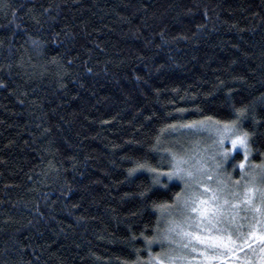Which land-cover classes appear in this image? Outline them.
<instances>
[{
	"label": "trees",
	"instance_id": "trees-1",
	"mask_svg": "<svg viewBox=\"0 0 264 264\" xmlns=\"http://www.w3.org/2000/svg\"><path fill=\"white\" fill-rule=\"evenodd\" d=\"M0 84V264L146 259L180 189L128 170L161 129L248 106L264 160V0H0ZM240 237L216 264L260 254Z\"/></svg>",
	"mask_w": 264,
	"mask_h": 264
},
{
	"label": "snow or ice",
	"instance_id": "snow-or-ice-1",
	"mask_svg": "<svg viewBox=\"0 0 264 264\" xmlns=\"http://www.w3.org/2000/svg\"><path fill=\"white\" fill-rule=\"evenodd\" d=\"M32 43L39 47L38 41ZM234 113V118L223 120L205 116L168 124L150 148L161 154L160 163L154 165L146 157L133 161L129 176L147 172L152 186L167 188L169 183L178 182L180 190L170 201L153 202L156 224L151 235L141 233L147 258L136 249L135 259L130 257L122 264H216L229 254L235 255L238 245L233 237L243 235L242 221H247L248 235L260 241V254L253 249V258H245V264H264V160L250 162L252 133L243 127L249 118L248 106L234 108ZM177 129L187 130L181 136L189 139H178L179 147L166 146L168 136ZM203 132L209 133L211 145L192 139ZM241 154L237 177L236 166L229 172L226 165ZM154 244L160 245L159 252L153 251Z\"/></svg>",
	"mask_w": 264,
	"mask_h": 264
},
{
	"label": "rangeland",
	"instance_id": "rangeland-1",
	"mask_svg": "<svg viewBox=\"0 0 264 264\" xmlns=\"http://www.w3.org/2000/svg\"><path fill=\"white\" fill-rule=\"evenodd\" d=\"M184 131L186 132L187 130H185L184 129ZM181 139H183V141H186L187 139H189L187 136H182L181 137ZM193 140H200V141H202V143H207V144H209V145H211V143H212V141H211V139H209V133L208 132H203V133H201L199 136H197V137H194V138H192ZM189 146V145H188ZM176 147H178V146H176ZM226 147H228L229 149H231V145H230V142H226ZM235 155V154H234ZM240 158L241 159H243V156H242V154L240 155ZM217 159H222L221 157H217ZM240 159V160H241ZM240 160H234V161H231L228 165H226V167H227V170L230 172V170L232 171L233 170V165H235L236 166V168H235V173H236V176L238 177V175H239V167H238V165H239V161ZM250 162H251V158H250ZM242 223L245 225V227L241 230L242 231V233H243V235H241L240 233H237L235 236H237L238 238H241L240 236H244V235H247L249 238H251L252 240H254V242H258V244H260V241L258 240V239H255V238H253V237H250L249 235H248V233H249V229H248V227H247V221H242ZM156 252H158V251H156ZM225 260V259H224ZM222 261V259L221 260H218L217 262H221Z\"/></svg>",
	"mask_w": 264,
	"mask_h": 264
}]
</instances>
